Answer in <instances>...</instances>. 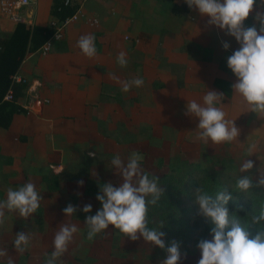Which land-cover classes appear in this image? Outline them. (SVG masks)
I'll return each instance as SVG.
<instances>
[{
    "label": "crops",
    "instance_id": "crops-1",
    "mask_svg": "<svg viewBox=\"0 0 264 264\" xmlns=\"http://www.w3.org/2000/svg\"><path fill=\"white\" fill-rule=\"evenodd\" d=\"M71 2L78 7V19L64 27L63 37L53 41L49 51L43 53L39 47L28 52L17 69L16 73L26 79L24 94L17 104L26 112H15L7 128L0 126V150L14 159L2 168L8 178L0 182L3 190L0 200L6 199L9 188L18 189L32 182L42 196L40 204L44 208L42 231L36 229L34 213L25 219L18 212L5 210L4 223L0 224V249L6 250L15 264H41L43 256L54 251V235L63 223L75 224L80 229L64 253L68 260L74 262L80 252L93 255L94 238L87 239L84 221L87 215H95L99 206L96 197L84 193L86 179L80 180L83 186L76 191L74 206L78 210L66 216L63 209L69 191H61L62 185L57 191H47L41 174L48 169L61 172L67 165L80 162L89 152L119 154L127 161L133 152L147 151L142 149L141 141L124 142L123 135H118L124 129L121 123L142 122L140 112L147 113V120L153 125L150 139L145 142L154 149L160 145L166 159L177 154L194 159L191 155L196 157L207 148L225 145L197 139L199 119L185 115V106L192 100L203 105L208 90L217 91L213 84L216 77L229 79L232 84L236 82L227 66V58L239 48L234 37L209 25V17L202 16L195 8L176 13L171 10L174 4L187 5L185 0ZM52 3L53 0H31L24 9L30 21L25 24L49 25L56 18L51 12ZM254 15L255 11L249 15L252 24ZM15 25L0 12L1 33H11ZM83 35L95 36L96 55L88 57L77 46ZM222 42H228L230 48L224 50ZM121 52L127 60L125 67L117 63ZM137 77L143 79L142 86H133L128 92L121 90V82ZM115 93H120L124 104L116 100ZM216 106L240 130L237 139L229 142L231 154L245 152L252 143H257L258 150L264 153V113L252 112L251 105L233 90L230 98ZM99 121H105V128L123 142L100 132ZM127 126L131 133L136 129ZM111 159L96 160L89 176L118 186L122 180L116 170L113 173ZM98 168L100 174H95ZM86 204L92 205L91 213L82 211ZM114 230L109 225L101 231L102 239L108 242ZM19 232L30 236V245L23 253L17 252L13 244ZM127 240V247L140 249V255L115 261L95 259L86 264H157L147 254L149 242L142 245L129 237ZM143 249L148 250L143 252ZM7 258L0 257V264ZM57 262L63 264L61 259Z\"/></svg>",
    "mask_w": 264,
    "mask_h": 264
},
{
    "label": "clouds",
    "instance_id": "clouds-1",
    "mask_svg": "<svg viewBox=\"0 0 264 264\" xmlns=\"http://www.w3.org/2000/svg\"><path fill=\"white\" fill-rule=\"evenodd\" d=\"M185 3L190 9L195 8L202 16L209 17V25H214L226 35L235 38L239 48L227 58V66L236 77L232 90L251 105L252 112L264 113V0H185ZM253 11L255 22L246 27L244 22ZM77 46L88 57L96 55L94 35L81 36ZM222 47L228 50L230 44L222 42ZM117 63L121 67L127 65L124 52L117 56ZM113 79L117 78L113 76ZM143 83V79L139 77L126 80L121 82V90L128 92L133 86L140 87ZM223 99V93L208 90L203 97V105L195 100L187 102L185 115L199 119L197 128L200 131L197 139L205 143L211 140L216 144L237 139L240 130L234 121H227L225 112L216 106ZM258 147L257 143L249 144L246 150L248 157L254 154ZM88 155L95 157L96 153L89 152ZM141 159L135 152L127 161L119 154L111 159L110 165L121 177L122 182L118 186H114L112 182L98 183L99 192L96 199L101 208L95 215L86 216L84 223L88 230L87 239L92 240L112 225L132 241L143 237L144 241L164 249L167 256L160 264H179L182 259L180 242L173 240L166 247L163 239L166 234L160 231L162 226L159 229L148 227V205H157L164 192L157 183L158 178H150L149 174L142 170ZM253 167L254 161L245 159L240 171L245 173ZM83 183L78 182L81 186ZM252 186V177L243 176L237 179L235 188L247 191ZM258 186H264V172H260ZM232 199L227 189L220 191L215 198L200 187L196 190L195 201L199 206V214L212 224V239H201L196 245L201 253L197 264H264V230H258L257 234L250 238L251 234L238 219H230L227 205ZM41 200L42 196L32 182L18 189L9 188L6 199L0 200V224L4 223L5 210L18 212L20 217L27 219L40 208ZM77 210V206L69 203L63 213L72 216ZM82 211L85 214L91 213L92 205H84ZM262 223L264 208L250 217L251 225ZM79 231L75 224H61L54 235V251L47 256L45 264H57L67 252L74 234ZM13 244L17 252L23 253L30 245L29 234L17 233ZM184 256L186 257V253ZM0 257H8L4 264H15L6 250L0 249Z\"/></svg>",
    "mask_w": 264,
    "mask_h": 264
},
{
    "label": "trees",
    "instance_id": "trees-1",
    "mask_svg": "<svg viewBox=\"0 0 264 264\" xmlns=\"http://www.w3.org/2000/svg\"><path fill=\"white\" fill-rule=\"evenodd\" d=\"M78 7L72 5L71 0L65 4V0H53L51 12L58 19H65L72 15ZM188 10L187 5H173L171 10L177 11ZM245 26H251L252 17L249 16L245 22ZM54 32V28L49 25H34L28 27L25 23H16L11 33L0 35V126L7 128L11 122L15 112L25 111L23 107L17 104V99L24 94L26 83H11V76L17 72L21 61L30 51L37 50ZM214 88L224 94V99L230 98L232 94V82L229 79L216 77L214 79ZM12 89V100H4L3 97ZM101 91V95H102ZM116 100L120 104H124L120 93H115ZM26 112V111H25ZM126 123H122L118 135H123L122 140L125 142L134 141L136 138L124 140L127 136L129 128ZM106 122L99 121L98 130L105 136L116 138L112 132L105 128ZM124 125V126H123ZM129 140V141H128ZM121 141V142H123ZM114 157L112 154L102 153L95 157L85 154L83 159L77 164L67 165L61 172L55 173L51 169L41 174V179L45 184L47 191L54 192L59 190L63 176L76 172V175L86 176L84 193L89 196L96 197L99 192V184L104 183L103 179H94L89 176L90 167L98 159ZM14 161L12 156L5 155L0 150V182L6 181L8 175L2 173L4 165L12 164ZM157 164L160 167H166V171L160 175H152L150 178H158L157 183L163 190L164 195L161 196L157 205H148L147 223L149 228H162L160 231L166 235L163 237L166 247L171 241L180 242L181 249L185 251L196 248L197 243L201 239H210V229L212 224L209 220L199 214V206L195 201L196 190L200 187L215 198V196L224 189H227L233 199L229 201L227 207L229 209L230 219H238L243 227L249 231L251 237L257 234L258 230H264V223L261 225H251L250 217L258 214L261 208H264V189L258 186L253 180V186L247 191H240L235 188L238 178L248 176L247 174L234 173L225 163L219 162V169H209L201 161H190L180 156H172L165 163L161 157L157 158ZM3 190L0 189V198ZM70 198L76 200L77 195L72 194ZM150 199V197H149ZM69 204V200L65 202V206ZM98 209L101 204L98 201ZM44 208L40 204V208L34 213L36 216V229L42 231L44 229ZM228 229H226L227 231ZM52 252L48 251L42 259L41 264H45V259ZM92 260V259H91ZM90 260V261H91ZM57 264H60L57 262Z\"/></svg>",
    "mask_w": 264,
    "mask_h": 264
},
{
    "label": "rangeland",
    "instance_id": "rangeland-1",
    "mask_svg": "<svg viewBox=\"0 0 264 264\" xmlns=\"http://www.w3.org/2000/svg\"><path fill=\"white\" fill-rule=\"evenodd\" d=\"M0 35H3V33L0 32ZM126 112H127L128 118H130L132 116L130 110L127 109ZM140 114H141L142 122H135V123L132 121L128 122L129 125L135 126L136 129H134L132 133L128 131V133H126L127 136L124 138V140L133 139L135 137L136 141H141V146L143 147L142 149L147 150V151H142V153L138 152V154L142 158L140 161L142 170L152 175H160L162 172L166 171V167H160L157 164V158L161 157L165 163H168V160L170 158L166 159V157L161 154L160 145L158 146L157 149H154V146L149 147L148 142H145L150 139L149 136L152 133L153 125L151 124V122L147 120V117H148L147 113L140 112ZM136 116H138V114ZM128 124H125V125H128ZM145 143H147V146ZM160 143L161 142L159 140V144ZM223 143L225 144L224 146L221 145L220 147L213 148V149L207 148L204 153H201L196 157H193L194 155H191L192 158L194 159H187L185 157L183 158L182 156L178 154L174 156H180L183 159L190 160V161L191 160L201 161L209 169H219L220 166L218 164L221 161L222 163L226 164V167L229 166L231 169L234 168L233 170L234 173L247 174L248 176H251L252 179L258 183L260 172H264V153H261L257 149V151L249 157H248L246 150L245 152L241 154L239 152L236 154H233L232 152L231 154L229 152V142H223ZM245 159H250L254 161V167L248 172L242 173L240 171V166ZM98 169L94 171L95 174H98V173L100 174V169L99 170ZM112 171L114 173L115 169L112 168ZM85 177L86 176H83V175H76V172L75 173L72 172V174H67L63 176L61 183H60V186L62 185L61 186L62 188H60V190L61 191L64 190L63 192L69 191L68 193H70V195L75 194L78 196L76 191L79 190L83 185L82 186L79 185L77 181L86 179ZM72 185L74 186L72 187ZM261 187L264 189V186H261ZM70 195L67 200H69V203H71L72 205H75L76 204L75 200L74 199L72 200L70 198ZM114 231L115 232L113 233L112 238L108 240V242H105L102 239L101 232L94 237L95 249L92 252L93 254L92 256L89 257L87 256L86 253L80 252L82 254H77V257L75 256L76 257L75 261L72 262L73 260L69 261L68 256L64 254L60 258L61 262L63 264H66V263L68 264V261H69V264L70 263L86 264L91 259L92 260L103 259L105 261L111 259L112 261H115V260H118L124 257L127 258L128 256H131L132 254L140 255V252H141L140 249H137V248L129 249L127 247L128 236H126V234L121 233L118 229H115ZM211 239L212 238H210L209 240ZM136 242L142 245L146 243L144 239L136 240ZM147 250L148 249H143L142 251L146 252ZM180 250L182 253V259L179 262V264H197V261L201 258V253L197 247L192 248V246H190L189 251H185L183 249H180ZM185 253H186V257L184 256ZM147 254H149V257L151 258V260L157 264L161 260L165 259L167 256V253L164 249H161L158 246L153 245L151 242H149V251L147 252ZM93 256H96V258H94Z\"/></svg>",
    "mask_w": 264,
    "mask_h": 264
},
{
    "label": "built area",
    "instance_id": "built-area-1",
    "mask_svg": "<svg viewBox=\"0 0 264 264\" xmlns=\"http://www.w3.org/2000/svg\"><path fill=\"white\" fill-rule=\"evenodd\" d=\"M69 0H65L67 4ZM31 4V0H0V12L8 20L14 23H29V19L24 14V9ZM80 16L78 11L74 12L72 15L61 20L58 18L52 19L49 23V26L54 28L52 35L40 46V51L45 53L51 49L52 43L55 40H59L63 37L64 27L71 21L77 20ZM90 20V19H89ZM95 22L96 19L94 18ZM11 83H26V79L22 78L19 74L15 73L11 76ZM13 94L12 89L9 88L6 94L4 95V100H12Z\"/></svg>",
    "mask_w": 264,
    "mask_h": 264
}]
</instances>
